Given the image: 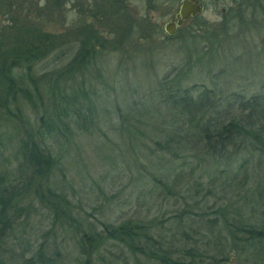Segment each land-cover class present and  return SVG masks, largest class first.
Wrapping results in <instances>:
<instances>
[{"label": "trees", "instance_id": "trees-1", "mask_svg": "<svg viewBox=\"0 0 264 264\" xmlns=\"http://www.w3.org/2000/svg\"><path fill=\"white\" fill-rule=\"evenodd\" d=\"M234 23L245 34L255 32L258 27L262 29L264 0H239L225 23L213 26L201 23L196 32L188 34L192 40L207 44L200 55L197 50L193 51L198 55L196 64L202 69L199 77L212 74V67L223 54L220 51L226 49L225 39L237 41L222 33L225 28L235 26ZM135 24L142 23H113L109 33L111 41L118 36L119 44H123V40L134 34ZM15 29L14 46L4 43L5 49L0 53V128L3 127L0 148H13L10 140L15 143L16 155L14 164L0 163V264H228L230 246L238 250L239 256L249 252L248 259L264 261L263 249H250L263 245L264 219L246 217L247 211L256 216L264 214L261 194L255 199L247 198L250 201L245 205L218 207L211 212L221 215L223 228L228 232L225 239H232L228 245L225 242L215 247L213 254L199 247L207 237L202 228H218V220L205 221L206 211L196 215L202 228L195 229L200 239L190 248L177 239L168 246L160 230L141 219L112 221L109 218L92 222L84 218L71 196L59 185L63 173L60 162L72 150L73 129L100 133V124H110L102 118L112 113L108 112V106L112 110L115 105L103 101L98 88L105 84L100 81L105 73L100 69L91 70L96 54L105 51L93 52L88 49L84 36L80 37V50L75 56L62 58L55 54L52 64L62 61L65 64L43 73L51 64L40 70L35 67L49 56L43 50L44 40L40 35H30L29 30L23 32L26 26L20 23ZM254 39H249L248 45L244 41L241 44L259 53ZM262 43L264 51V40ZM260 53L261 57L263 52ZM17 70L21 76L16 77ZM185 74L187 79L198 78V74L188 77L190 69ZM159 82L161 88L158 94V90L154 92L160 98L157 103L149 101L146 108L139 102L129 106L133 121H121L115 128L130 152L138 153L141 166L144 161V167L151 169L145 168V173L138 177L145 186H150L146 195L152 198L153 191L158 189H176L184 171L175 175L184 167L190 174H207L211 185L212 180L235 174L244 178L243 186L248 185L250 193L254 187L264 188V90L216 91L205 83L182 87L180 73ZM162 104L168 111L163 114L158 107ZM28 108L41 112L37 126L27 119L24 121L22 112ZM93 141L96 148L105 144L100 138ZM41 210L51 217L52 225L36 242L20 227V220H27ZM181 213L175 214V219L182 220ZM226 214L234 215L231 221L228 216L224 217ZM232 225L243 237L232 232Z\"/></svg>", "mask_w": 264, "mask_h": 264}, {"label": "rangeland", "instance_id": "rangeland-1", "mask_svg": "<svg viewBox=\"0 0 264 264\" xmlns=\"http://www.w3.org/2000/svg\"><path fill=\"white\" fill-rule=\"evenodd\" d=\"M224 3L225 7L232 6L233 10L236 9L235 3L228 4L227 0ZM221 7L222 5L218 7L219 11L213 19L216 22L222 19ZM216 24L220 25L221 23H207L208 26ZM234 24L235 26L225 28L222 33H228L231 38L237 41L225 39L226 49L224 51L219 50L223 53L219 62L217 61L216 65L214 64V67H212V74L204 78L199 77L202 69L199 63L196 64V60L198 55L206 50L207 44L203 43L202 40H192V38H189L191 34L168 40L147 39L148 33L139 32L143 30L138 28V24H135L136 29L129 40L125 39V41H122L123 44H119V37L115 36L113 37L114 41L107 45L108 49L104 53L96 54V62L93 64L94 66H91V70L100 69L103 74L105 73V78L100 80L105 84L98 87L100 98L115 105L112 110L108 106V112L112 113L108 116L105 115L102 120H109L113 127L110 128V124L104 125L102 123L99 125L100 133L94 130L78 131L73 129V138L70 137L73 144L72 150L70 155L65 154L66 156L64 155L61 158L60 168L63 173L60 174L58 180L59 185L73 199L74 204L77 206L76 210H79L84 218L92 222L109 218L112 221L141 219L159 229L168 246L177 239L187 245V248H190V246H194L195 240L200 239L196 235L195 229L197 227L202 228V224L196 215L206 211L205 221L218 220V228L209 230L202 228L207 232V237L202 239L199 247L213 254L216 252L215 247H221V243L225 242L228 245L232 239H225L228 232L223 228L224 220L218 213L211 214L212 211L218 207L231 205L235 208L245 205L248 200L250 201L247 198L255 199L259 194H261V202L264 204V188L257 189L254 187L252 193H250L249 186H243L245 180L240 175L236 177L233 174L228 178L212 180L213 184L211 185L207 174L203 176H199L201 175L200 172L190 174L187 167L176 173L175 177L179 176L180 171H184L183 176H180L178 180L176 189L170 191L158 189L153 191L154 195L150 198L149 194L146 195V190H150V186L147 187L144 185L145 183L143 184L142 181L138 180L139 175L144 174L145 168H147L144 167V161H142L143 166H141L138 153L130 152L128 144L122 139L118 130L115 131V128L123 123L121 121L128 122V120H132L134 114L130 112L129 106L139 102L143 103L144 108H146L149 101H156L157 103L160 98L159 96L156 97L154 92L161 88L159 81L164 80L166 76L173 79L176 74H182L184 81L182 87H190L195 83H205L207 86L215 88L216 91L225 90L226 88L244 91L245 93L264 90V63L261 60V58L264 60L262 43V40H264V27L262 29L258 27L255 32L252 30L251 34H245L240 32L241 27H238V23ZM20 25L23 26L24 23H20ZM43 25L44 23H41V26ZM24 30L26 29H23V32ZM194 32H196V28L192 30V33ZM200 32L202 34L203 30ZM15 34L11 31L5 34L7 38L6 40L4 38V40L7 41L8 45L14 46ZM195 35L199 36L197 33ZM24 36H27V34H24ZM220 36L223 38L222 35ZM251 38H255L253 41L257 43L258 50L263 52L261 57L259 56L261 55L260 52L254 53V50L252 51L248 47H246L247 49L243 48L241 42L244 41L248 45V40ZM118 45L120 46L118 47ZM66 46L69 47L70 43ZM195 47L198 49H195ZM250 47L255 49L253 46ZM195 50L198 51V55L193 52ZM54 56V53L49 55L35 68L39 67L40 70V68L51 64L43 73L61 68L65 61L52 64ZM189 69L191 74L188 77L195 74L197 76L198 74L197 79L186 78L185 73ZM17 71L16 77L21 76L19 74L20 70ZM100 81L97 80V82ZM164 89L166 88L164 87ZM158 92L159 90L157 94ZM164 101H166V98ZM158 107L162 112L161 114L167 111L165 104ZM40 115L41 112H33L31 108L22 112L24 121L27 119L30 123H35V126H37V118ZM0 126H2V123H0ZM0 129L3 130V127ZM1 130L0 132H2ZM145 133L142 134L145 135ZM95 138H100V142L102 143L103 140L105 144L103 146L97 145L98 148H96L93 143ZM9 142L14 148L15 143L10 140ZM13 148H0L1 164L4 161L5 165L16 162ZM147 170L150 171L151 169L147 168ZM198 177H200V181L197 183ZM199 183L202 185L200 186ZM246 189L248 192H246ZM210 206L212 209H208ZM181 212L183 213L182 220L175 219L174 215ZM226 216L231 221V217L234 215L226 214L224 217ZM246 217H249V219H264V214L256 216L247 211ZM20 224V227L28 233L31 240L38 242L43 233L49 231L52 219L44 210H41L33 213L27 220L21 219ZM232 226V232L238 237H243V234L236 230V226ZM250 249H263L262 256L264 260V240L262 246L256 245ZM228 250V258L231 259L228 264H264V261L248 259L247 254L249 252L239 256L238 250L232 246Z\"/></svg>", "mask_w": 264, "mask_h": 264}, {"label": "flooded vegetation", "instance_id": "flooded-vegetation-1", "mask_svg": "<svg viewBox=\"0 0 264 264\" xmlns=\"http://www.w3.org/2000/svg\"><path fill=\"white\" fill-rule=\"evenodd\" d=\"M225 1L0 0V53L7 42L5 34L14 32L19 23H24L30 35H40L44 40L43 50L48 55L59 54L62 58L77 54L83 36L90 47L88 49L106 51L111 42L109 33L113 23H142L138 28L143 31L139 32L148 33L147 39L181 38L192 33L201 23L206 26L207 23H225L226 16L233 9L232 6L225 7ZM227 1L236 4L239 0ZM221 5L222 19L216 22L213 19Z\"/></svg>", "mask_w": 264, "mask_h": 264}]
</instances>
